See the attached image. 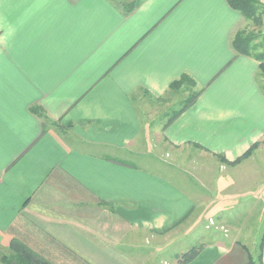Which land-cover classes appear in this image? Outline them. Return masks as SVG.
<instances>
[{
    "label": "crops",
    "instance_id": "0c3cea01",
    "mask_svg": "<svg viewBox=\"0 0 264 264\" xmlns=\"http://www.w3.org/2000/svg\"><path fill=\"white\" fill-rule=\"evenodd\" d=\"M244 23L228 0H0V247L17 239L55 264H142L123 246L178 228L197 203L129 161L139 98L190 75L201 94L170 118L166 142L226 166L250 158L264 141V87L260 60L232 45ZM228 174L235 192L260 189L258 172ZM261 249L219 240L190 264H264Z\"/></svg>",
    "mask_w": 264,
    "mask_h": 264
},
{
    "label": "rangeland",
    "instance_id": "374dc122",
    "mask_svg": "<svg viewBox=\"0 0 264 264\" xmlns=\"http://www.w3.org/2000/svg\"><path fill=\"white\" fill-rule=\"evenodd\" d=\"M262 20L261 25L248 20L239 28L257 36L254 43H257L258 53L264 51V14ZM259 75L264 87V76L261 72ZM198 89L197 85L184 83L179 89H170L159 100L143 95L138 101L142 110V139L140 146L132 149L128 160L138 166L165 172L194 195L197 203L195 212L178 228L163 233L153 242L141 235L134 242L131 239L132 244L123 246L126 254L140 259L142 264H177V253L219 240H226L230 244L235 238L239 243L245 244L253 256L260 251L264 238V199L261 198V192L264 193V141L263 145L258 142L260 147L241 164H238L240 160L236 163L238 165L226 166L217 156L202 148L194 145L174 146L163 137V129L170 118L182 108L190 94ZM142 144L145 146V153L140 148ZM143 154H147L148 161L140 157ZM244 171L260 174V179H255L259 181L257 185L260 189L242 191L243 188L235 192L234 180L226 185L223 183L224 175H229V172ZM228 184L231 185L227 186ZM201 214L202 218L195 224ZM11 252L10 247H0V264H3L2 257Z\"/></svg>",
    "mask_w": 264,
    "mask_h": 264
},
{
    "label": "trees",
    "instance_id": "16d2710c",
    "mask_svg": "<svg viewBox=\"0 0 264 264\" xmlns=\"http://www.w3.org/2000/svg\"><path fill=\"white\" fill-rule=\"evenodd\" d=\"M228 3L244 16L246 22L249 20L255 22L257 25H261L263 22L264 0H228ZM256 38L257 36L253 32H249L246 29H238L232 39V45L237 53L250 55L260 60V72L264 76V51L260 53L256 52L258 50L257 43H254ZM184 83L192 84L193 86L197 85L196 81L190 75L183 74L179 79L173 81L169 87L170 89H179ZM201 91L202 89H199L191 93L185 104L176 114L194 103L201 94ZM33 110L40 116H45L40 108H34ZM259 145L260 143H256L242 157L251 155L253 150ZM239 161L238 159L230 163H237ZM205 246L206 244L193 246L186 252L177 253L175 255L177 264H190L200 255ZM263 246L264 238L261 243L262 249ZM10 248L12 252L2 257L3 264H55L17 239L12 240Z\"/></svg>",
    "mask_w": 264,
    "mask_h": 264
}]
</instances>
